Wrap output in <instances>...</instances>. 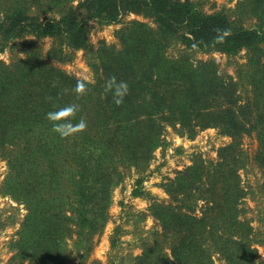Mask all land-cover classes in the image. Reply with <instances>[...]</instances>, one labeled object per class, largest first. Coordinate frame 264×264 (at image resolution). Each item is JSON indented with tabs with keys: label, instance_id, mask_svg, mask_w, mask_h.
<instances>
[{
	"label": "trees",
	"instance_id": "1",
	"mask_svg": "<svg viewBox=\"0 0 264 264\" xmlns=\"http://www.w3.org/2000/svg\"><path fill=\"white\" fill-rule=\"evenodd\" d=\"M72 1L0 0V52L11 37L25 34L56 36L68 48L93 51L87 30L92 18L115 23L135 12L156 26L132 20L119 30L120 47L101 43L94 50L98 61L91 62L94 82L51 62L62 59L63 46L44 53L34 40H23L24 57L0 61V148L13 153L8 186L28 209L17 254L37 264H69V239L74 249L90 252L108 220L121 166L146 162L160 144L162 121H170L192 134L195 127H218L233 140L213 168L195 161L168 185L178 206L153 204L163 237L134 264H215L216 254L225 264H264L239 207L246 192L236 158L238 139L255 133L254 160L264 171V0H239L241 16L261 21L251 26L222 11L207 13L192 0H82L76 7ZM79 8L87 18H79ZM51 10L60 16L40 19ZM172 38L189 51L235 55L246 48L244 74H221L213 59L195 64L187 54L172 58L166 53ZM121 82L127 93L117 104ZM78 83L83 93L76 92ZM68 106L77 110L64 120L75 125L83 119L86 127L61 137L53 125L63 121L47 114ZM198 200L204 201L201 213Z\"/></svg>",
	"mask_w": 264,
	"mask_h": 264
},
{
	"label": "rangeland",
	"instance_id": "2",
	"mask_svg": "<svg viewBox=\"0 0 264 264\" xmlns=\"http://www.w3.org/2000/svg\"><path fill=\"white\" fill-rule=\"evenodd\" d=\"M82 0H73L76 7ZM207 13L222 11L236 23L246 26L257 25L261 21L251 15L239 14V0H192ZM79 18L86 17L82 8L77 10ZM60 12L51 10L42 12L40 19L58 18ZM87 18V17H86ZM1 19V17H0ZM132 20H142L152 26L156 23L152 17L140 13L128 12L115 23L101 22L96 18L87 19L88 42L93 51L85 48L66 47L62 38L56 36L38 37L25 34L11 37L0 52V61L12 64L24 57L23 40H34L46 53L52 47L63 46L62 59H51L57 67L69 74L89 82L96 80V68L91 62H97L95 49L106 43L120 47L119 30ZM166 53L172 58L189 56L193 63L213 59L218 64L221 74L233 75L248 64L249 50L243 48L235 55L226 52H200L187 50L180 39H170ZM264 48V43H262ZM187 54V55H186ZM245 90L241 96L244 100ZM163 131L160 144L154 149L150 158L137 166L123 165L122 180L113 188L108 220L103 229L94 235L90 252L73 248V239L68 240L71 256L69 264H134L135 257L145 250L152 252L156 240L162 238L160 220L154 214L153 204L178 206L170 195L168 185L179 172L195 161H202L208 169L220 160V150L232 142L233 138L218 127H195L194 134L180 123L162 121ZM258 142L255 133L243 134L238 139L237 159H239V177L245 189L239 207L244 208L243 217L253 226L252 243L257 249V259L264 262V171L255 162L254 154ZM14 152V151H13ZM13 153L0 148V264H37L32 259H22L18 254L17 242L23 232V224L28 213L26 204L14 197L9 188L10 158ZM197 212L201 213L203 200L196 202ZM164 251L170 254L168 241ZM215 264H225L220 255L214 256Z\"/></svg>",
	"mask_w": 264,
	"mask_h": 264
},
{
	"label": "clouds",
	"instance_id": "3",
	"mask_svg": "<svg viewBox=\"0 0 264 264\" xmlns=\"http://www.w3.org/2000/svg\"><path fill=\"white\" fill-rule=\"evenodd\" d=\"M84 91V85L82 83H78L76 92L77 93H83ZM127 93V84L121 82V84L116 88L115 96L116 100L115 102L117 104L122 102L123 96ZM76 106H68L66 108L60 109L57 112H49L47 114L48 118L52 121H63L61 123H56L53 125V128L55 131L59 133L61 137H67L70 136L78 131H82L86 127V122L81 119L77 124L73 125L70 120H64L65 117L74 115L76 111Z\"/></svg>",
	"mask_w": 264,
	"mask_h": 264
}]
</instances>
